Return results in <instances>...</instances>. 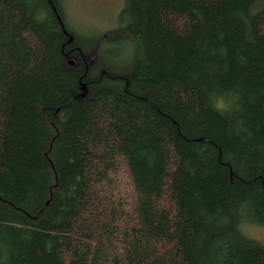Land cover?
<instances>
[{
    "label": "trees",
    "instance_id": "1",
    "mask_svg": "<svg viewBox=\"0 0 264 264\" xmlns=\"http://www.w3.org/2000/svg\"><path fill=\"white\" fill-rule=\"evenodd\" d=\"M258 1L124 0L118 71L0 0V264H264Z\"/></svg>",
    "mask_w": 264,
    "mask_h": 264
},
{
    "label": "rangeland",
    "instance_id": "2",
    "mask_svg": "<svg viewBox=\"0 0 264 264\" xmlns=\"http://www.w3.org/2000/svg\"><path fill=\"white\" fill-rule=\"evenodd\" d=\"M62 9L63 20L67 29L76 37L83 49L95 43L91 49L89 60L93 62L98 52L107 47L105 54L99 55L97 63L110 64L118 71H127L132 60V48L127 42L115 45L103 43L104 34L125 22L121 10L124 0H54ZM264 8V0L250 7L252 13ZM255 213H258L255 211ZM261 217V215L259 216ZM264 217V215H263ZM264 220V219H263ZM240 229L247 237L264 244V222L256 223L248 220L240 222Z\"/></svg>",
    "mask_w": 264,
    "mask_h": 264
},
{
    "label": "water",
    "instance_id": "3",
    "mask_svg": "<svg viewBox=\"0 0 264 264\" xmlns=\"http://www.w3.org/2000/svg\"><path fill=\"white\" fill-rule=\"evenodd\" d=\"M49 1H51V0H49ZM58 18H59V16H58ZM63 31H64V33H67V31L65 30V29H63ZM73 40V36L72 35H69L68 36V41H72ZM74 60L73 59H68L67 60V63L69 64V65H73L74 64ZM81 89H82V93L81 94H85L86 93V88H85V85L83 84V83H81Z\"/></svg>",
    "mask_w": 264,
    "mask_h": 264
},
{
    "label": "flooded vegetation",
    "instance_id": "4",
    "mask_svg": "<svg viewBox=\"0 0 264 264\" xmlns=\"http://www.w3.org/2000/svg\"><path fill=\"white\" fill-rule=\"evenodd\" d=\"M51 5V8H52V10L54 11V13H55V16H56V18H57V20L60 22V24H62V19H61V16L58 14V11H57V9H56V7H55V5L54 4H50ZM58 16H59V18H58ZM75 61V60H74ZM75 63V62H74Z\"/></svg>",
    "mask_w": 264,
    "mask_h": 264
}]
</instances>
